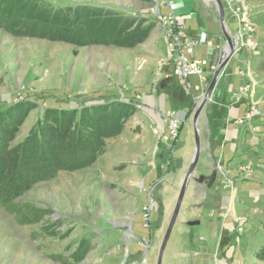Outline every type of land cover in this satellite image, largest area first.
<instances>
[{"label": "rangeland", "instance_id": "374dc122", "mask_svg": "<svg viewBox=\"0 0 264 264\" xmlns=\"http://www.w3.org/2000/svg\"><path fill=\"white\" fill-rule=\"evenodd\" d=\"M34 1L58 10L102 8L143 21V27L150 25L152 31L133 48L78 47L15 34L0 26V117L7 112L24 115L12 146L30 135L46 110L76 112V119L92 108L128 115L120 134L105 141L104 152L94 164L41 180L14 201L0 200V264H156L194 153L192 117L212 77L202 91L194 92L173 76L164 22L172 18L180 26V20L195 23L198 18L206 33L219 36L214 4L202 0ZM222 1L226 24L232 13ZM253 18L264 32V0H257ZM186 33L191 39L200 35L195 29ZM263 40L257 48L261 56L254 58L255 63L261 60L262 67ZM188 83L198 86L197 77H190ZM168 111L178 114L182 122L170 142L161 138ZM203 115L200 158L168 239L165 261L170 258L169 249L176 246L186 247V253L174 262L264 264V149L255 151L252 159H239L234 174L217 163L211 171ZM225 177L232 181L228 188ZM204 197L205 210L198 208L197 214L194 201L202 202ZM196 214H204L201 221L188 220Z\"/></svg>", "mask_w": 264, "mask_h": 264}, {"label": "trees", "instance_id": "16d2710c", "mask_svg": "<svg viewBox=\"0 0 264 264\" xmlns=\"http://www.w3.org/2000/svg\"><path fill=\"white\" fill-rule=\"evenodd\" d=\"M102 8L53 9L34 0H0V26L19 35L63 41L82 47L108 44L133 48L151 33L150 25ZM46 110L24 141L12 146L23 114L0 117V200L20 198L37 182L61 171L73 172L95 163L105 141L120 134L128 117L120 111Z\"/></svg>", "mask_w": 264, "mask_h": 264}, {"label": "crops", "instance_id": "0c3cea01", "mask_svg": "<svg viewBox=\"0 0 264 264\" xmlns=\"http://www.w3.org/2000/svg\"><path fill=\"white\" fill-rule=\"evenodd\" d=\"M225 1L232 13L231 22H226L225 24L231 36L236 35L244 22H248L253 28L255 27L254 46L243 47L235 53L232 60L220 73L210 101L203 111L206 132L204 147L206 157L210 161L209 168L212 171L213 165L217 163L219 168L224 169V171L230 170L234 174L236 173V166L238 167L239 159L247 160L248 157L252 159L255 151L264 149V66L262 67L260 65L261 60H258L256 63L254 62V58L261 56L257 48L262 44L260 43V39L264 38V32L260 31L254 23L253 12L257 7V0ZM201 4L203 5L202 1L197 4L198 7L195 8L196 12ZM179 22L187 29H195L199 31V34H205L207 39L213 43L212 50L206 46L198 47L196 49V56L205 58L212 65L216 66L222 58L225 46L222 33L219 36H211L209 33H206L203 29V22L199 21L198 18L195 20V23L186 20H180ZM213 72L209 73L205 82L201 83L197 78L201 91ZM246 84L252 85L253 88L241 92L240 89ZM251 110L254 111V114L248 119L247 115ZM205 198L202 202L199 200L194 201L193 206H195V209L200 208V211L205 210ZM195 211H197V214L199 213V209ZM180 212L181 208L179 214ZM197 214L194 217H189L188 220L201 221L202 219L200 218L204 214L202 216ZM185 249L186 247L172 246L169 249L170 258L165 261L166 256L163 254L164 259L162 258V264H184L180 259L177 262H174V259L176 260L181 254L186 253ZM193 264H195V261Z\"/></svg>", "mask_w": 264, "mask_h": 264}, {"label": "built area", "instance_id": "2783aa9c", "mask_svg": "<svg viewBox=\"0 0 264 264\" xmlns=\"http://www.w3.org/2000/svg\"><path fill=\"white\" fill-rule=\"evenodd\" d=\"M166 28L164 30V40L168 59L173 65V76L183 85H186L189 91H200L201 87L193 86L188 83L190 77H197L199 81L205 82L209 73H212L216 66L212 65L209 60L196 56V49L200 46H206L213 49V43L207 39L205 34H200L198 38L191 39L186 33L184 25L176 26L172 18L165 20ZM236 52L243 47H253L254 28L251 24L244 22L236 33ZM241 73V72H240ZM242 74V73H241ZM253 88L252 85L246 84L241 88V92ZM254 114L251 110L247 118L249 119ZM165 131L162 132L161 138L170 142L175 139L181 127V119L178 114L168 111L163 116ZM224 186L228 188L232 185L231 179L225 177Z\"/></svg>", "mask_w": 264, "mask_h": 264}, {"label": "water", "instance_id": "95a60500", "mask_svg": "<svg viewBox=\"0 0 264 264\" xmlns=\"http://www.w3.org/2000/svg\"><path fill=\"white\" fill-rule=\"evenodd\" d=\"M204 3L211 2L214 4L215 11L217 14V19L220 25L222 37L225 41V46L223 49V55L218 64L216 65V68L212 74L210 83L208 84L207 88L205 89L204 93L202 94L200 101L194 111L193 117H192V123L191 127L193 129V136H194V153L192 160L190 162V165L186 171V174L184 176V179L182 181L181 187L178 192V196L176 199L175 206L173 208L172 215L170 217L169 223L167 225L166 231L164 233L163 239L161 241L158 256L156 260V264H162V258L163 254L165 252V248L168 242V239L170 237L171 231L175 225V222L177 220V217L179 215V211L181 208V204L184 198V194L187 188V185L189 183L190 177L193 174V172L196 169L199 155H200V138H199V119L200 116L207 105L208 101H210L213 89L216 85L217 79L222 72V70L229 64V62L232 60L236 53V41L237 36H231L227 30V27L225 25V9L224 5L222 3V0H202ZM198 224V223H195ZM189 225H194V223H189Z\"/></svg>", "mask_w": 264, "mask_h": 264}, {"label": "bare ground", "instance_id": "6f19581e", "mask_svg": "<svg viewBox=\"0 0 264 264\" xmlns=\"http://www.w3.org/2000/svg\"><path fill=\"white\" fill-rule=\"evenodd\" d=\"M231 196V195H230Z\"/></svg>", "mask_w": 264, "mask_h": 264}]
</instances>
